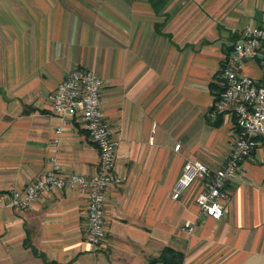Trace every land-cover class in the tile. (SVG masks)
Instances as JSON below:
<instances>
[{
  "label": "crops",
  "instance_id": "0c3cea01",
  "mask_svg": "<svg viewBox=\"0 0 264 264\" xmlns=\"http://www.w3.org/2000/svg\"><path fill=\"white\" fill-rule=\"evenodd\" d=\"M248 25L264 27V0H0V264H151L165 249L177 264H264L263 139L227 185L220 220L200 214L199 183L171 198L186 161L215 170L228 155L235 118L212 121L209 111ZM77 68L103 81L101 113L123 178L107 191L97 251L84 239V194L53 189L26 210L7 206L53 155L65 175L98 171L79 113L67 111L62 125L51 110ZM244 73L261 77L254 62Z\"/></svg>",
  "mask_w": 264,
  "mask_h": 264
},
{
  "label": "built area",
  "instance_id": "2783aa9c",
  "mask_svg": "<svg viewBox=\"0 0 264 264\" xmlns=\"http://www.w3.org/2000/svg\"><path fill=\"white\" fill-rule=\"evenodd\" d=\"M254 62L260 78L244 73L245 65ZM103 81L89 70L73 69L57 85L51 110L62 125L65 113L74 110L79 113L90 141L98 151V171L91 177L65 175L55 155L49 157L50 168L38 179L23 189L12 190L8 207L23 211L41 196L53 189L75 191L86 196V222L84 239L93 251H97L106 236L105 203L111 186H119L123 178L114 173L116 142L101 113ZM219 91L211 105L209 117L215 121L219 116L232 115L237 128L228 155L219 169H211L199 161H186L172 192V200L195 184L201 189L195 197L200 214L213 220H220L228 213L231 196L227 185L232 182L240 163L249 158L264 140V27L248 25L237 33V39L226 56L219 75ZM62 131L59 126L55 135ZM53 145L57 147L58 140ZM179 149V145L175 150ZM185 232L191 233L193 225L185 223ZM154 264H163L157 262Z\"/></svg>",
  "mask_w": 264,
  "mask_h": 264
},
{
  "label": "trees",
  "instance_id": "16d2710c",
  "mask_svg": "<svg viewBox=\"0 0 264 264\" xmlns=\"http://www.w3.org/2000/svg\"><path fill=\"white\" fill-rule=\"evenodd\" d=\"M175 261L177 262H180L181 261V257L176 254V253H173L171 250L169 249H165L162 253H161V256L158 260L156 261H153V263L151 264H154V263H157V262H161L163 264H177L175 263Z\"/></svg>",
  "mask_w": 264,
  "mask_h": 264
}]
</instances>
